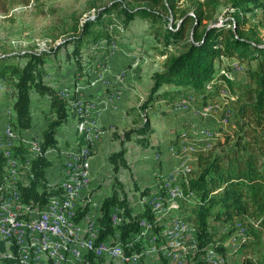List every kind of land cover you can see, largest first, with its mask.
<instances>
[{
  "label": "trees",
  "instance_id": "16d2710c",
  "mask_svg": "<svg viewBox=\"0 0 264 264\" xmlns=\"http://www.w3.org/2000/svg\"><path fill=\"white\" fill-rule=\"evenodd\" d=\"M225 7L228 15L219 21ZM2 8H8L5 1ZM259 12H264V0H113L98 7L93 17L78 19L65 31L67 38L63 45L40 53L0 57V86L7 87L13 110L7 120L11 145H5L0 136V181L9 177V160L29 164L33 178L30 177L28 185L19 183V187L26 202L46 201L58 191V185L49 186V175L52 154L60 156L62 144L71 147L81 162L96 154H91V139L87 137L88 143L85 142L86 133L104 132L107 127H97L95 120L86 119L89 123L86 132L77 136L75 145L61 140L59 133L71 120L84 123V109L93 98L83 97L78 85L91 86L92 70H97L95 63L108 66L107 59L118 42L114 24L117 22L118 34L122 36L131 30L135 20L143 19L150 22L147 34L156 41L153 48H161L165 61L153 74L149 94L137 111L134 120L137 127L122 136L112 135L121 146L109 156V162L116 174L130 167L126 145L150 144L154 115L176 117L174 108L178 102L191 104L190 110L205 107L227 90L234 97L231 106L235 124L216 137L213 148L203 150L204 137L190 135L191 124L171 140L177 155H184L183 151H177L184 140L194 139L201 146L191 154L196 159L195 170L190 178L183 177L186 180L179 185L184 202L180 216L192 223L195 231V243L185 250L198 249L197 254L191 253L195 264H205L207 252L211 259L214 250L224 259L244 254V264H264V255L256 260L247 252L248 247L255 251L257 242L264 237V36ZM61 50H65L63 62L73 70L72 87L70 83L62 86L59 77L56 81L53 76L62 74L64 64L57 58ZM234 61L242 66L243 81H236L231 74ZM50 65L56 71L48 69ZM43 100L47 108L40 111V121H36L34 104ZM38 125L42 127L40 140L34 136L29 139L26 132ZM114 181L118 188L114 186L101 207V238L117 232L128 254L140 255L142 260L148 256L153 263L167 264L160 249L149 255L142 247L149 245L151 235L142 229L141 223L147 222L151 230L155 226L147 201L135 213L127 197L121 196L123 187L118 176ZM147 194L150 195L148 188L141 196ZM112 208L123 213L115 216ZM123 215V221H110ZM237 224L245 229V237L237 249H231L226 242L240 229ZM159 228L155 230L157 233ZM214 261L224 264V260Z\"/></svg>",
  "mask_w": 264,
  "mask_h": 264
},
{
  "label": "rangeland",
  "instance_id": "374dc122",
  "mask_svg": "<svg viewBox=\"0 0 264 264\" xmlns=\"http://www.w3.org/2000/svg\"><path fill=\"white\" fill-rule=\"evenodd\" d=\"M3 1L6 2L7 10L2 8ZM111 1L113 0H0V57L23 56L25 53L31 52L40 53L43 50L63 45L66 42L65 39L67 37L64 35L68 28L72 27L78 19L83 20L88 16L93 17L98 7ZM227 15L228 8H222L218 16L220 18L219 21L221 19L223 21ZM258 15L261 17L260 27L264 36V12H259ZM112 20L113 22L115 21L113 18ZM150 25L149 21L137 19L132 24L131 30L124 32L120 36L117 31V22L114 24L113 29L115 36L118 35V42L113 46V53L107 59L108 66L103 67L101 64L97 65L95 63L94 67L97 70H92L93 79L91 86L88 87L84 83L78 85V90L82 92L83 97L93 98V101L88 103L84 109L85 121L84 123H79L77 120H71L63 127L69 129V132L67 134L68 139L64 136L62 140L70 141L71 139L72 141L70 142L74 145L77 136H82L86 132V127L89 124L86 119H89V122L90 119L95 120L97 127L102 125V122H105L103 125L110 128L103 133L101 149L94 156L91 155L90 158V170L93 179L91 187L94 189L92 199L95 201V203L91 202V209L94 211L97 210L101 200L112 194L116 185L114 181L116 176H118L123 187L121 196L125 195L127 197L135 213L141 211L146 201L151 210L154 196L166 195L167 192L161 194V190H166V186L183 185L185 180L192 175L193 170H195L194 168H196V159L192 158V163L187 162L190 163L187 165H191L193 170H191V173L187 177L185 173L187 168L182 165L183 160H191V158L182 157H191L192 153L195 154L201 148L194 139L181 142V146L177 151H183V156L176 154L175 146L169 148L171 140L176 137L178 131H183L186 125L191 124L190 135H193L194 138L204 137L203 139L206 144L203 150H210L216 145L217 136H220L222 132L230 131V129L234 128V113L231 106L234 97L227 90L222 91L221 95L216 98V101H224L230 104V108L229 106H222V113L226 122L233 123V125L218 123L219 117L204 114V112H219L220 103H212L199 108L193 107L190 110L189 105H181L186 104L185 102H178L174 108L178 116L167 119L162 118L158 114L154 115L151 123L153 133L149 139L150 144L143 147L135 142L128 143L126 145L128 149L126 158L130 162V167L120 169L118 174L114 172V165L109 162V156L118 150L121 145L119 141L112 140V135L122 136L125 131L137 127L134 122L137 111L149 94L153 84V74L162 68L165 61V58L161 56V48H153L156 45V41L147 34L150 31ZM57 58L62 59L60 63L64 65L61 68L62 74L59 76H56L58 74H54V79L57 81L59 77V83L62 86H67L70 83L72 87L71 76L73 70L69 67L68 63L63 62L66 59L65 50ZM48 67L51 71H56V68H52L51 65ZM232 67L234 68V71L231 73L233 78L236 81H243L244 73L242 66L234 61ZM11 105L12 98L7 87L0 86V132L3 131L5 124V134L0 133V136L5 139V145L8 146L11 145L9 140L11 130L7 122L9 116L13 115ZM37 105L41 107V110L47 108V102L45 103L44 100L41 102L37 101L34 107ZM41 110H38L37 113L34 111L36 116L40 115ZM91 132H94V138L98 135L99 139L91 138ZM91 132L86 133L85 142H87V137L91 139V149L94 148L93 154L96 153L98 143L101 142L100 135L102 132L97 133V130ZM41 133L42 127H39L33 136L37 137ZM184 135H186V132H183ZM170 152H174V156L181 159V161H171ZM75 154V152L71 151V147L65 146V144L62 146L60 156H57L55 153L52 154L53 164L49 175V184L56 185L60 182V177L62 176L61 170L66 172L67 169L65 167L67 166H65V163L69 158L75 156ZM157 155L161 157H157ZM62 158L67 159L65 163H63ZM14 161L8 162L9 171L10 163H15ZM159 162L162 166L155 168V165ZM175 165L176 168L172 172L165 173ZM159 173L162 180H160V183H157ZM183 177L187 178L184 180ZM116 188H118L117 185ZM147 188L150 191V195L148 196L147 194L142 197V192ZM119 190L122 189L119 188ZM183 203L175 211L178 216H180ZM243 223L247 224V221ZM216 225L219 228L222 227L221 224ZM237 227L240 228V224H237ZM244 237L245 229L240 228L238 232L235 231L232 237L228 239L226 246L231 249H237L238 244ZM251 237L254 239L252 235ZM257 243L259 244H256L257 248L255 251L249 247L247 249L248 255L253 256L256 260L261 255H264V237ZM185 247L188 248L187 244ZM74 254L70 253L68 257L75 258ZM192 256L194 254L189 255L186 253L183 255L187 260ZM209 256L210 254L207 252L205 264H214L215 261L213 262L212 256L211 259ZM104 259H100L99 262L103 263ZM244 259V254L228 257L224 259V264H244ZM194 260L193 262H195Z\"/></svg>",
  "mask_w": 264,
  "mask_h": 264
},
{
  "label": "bare ground",
  "instance_id": "6f19581e",
  "mask_svg": "<svg viewBox=\"0 0 264 264\" xmlns=\"http://www.w3.org/2000/svg\"><path fill=\"white\" fill-rule=\"evenodd\" d=\"M11 161L13 160H9L8 162ZM89 163L90 159L81 162L77 156L69 158L65 163V166H67L65 167L67 169L66 172L61 170L62 176L60 177V182L56 185L49 184L52 187H57L58 185V191H56L55 196L50 197L46 201H41V203H53V208L44 209H41V206L36 205L34 202H26L19 187V183L28 185L30 177L33 178L31 166L20 162L10 163L9 177L0 181V202L8 201V196L15 194L22 197L23 209H27L17 210V213H11L10 221H19V217L39 215V219L48 218V220L52 221H60V218H64L67 219V222H76L77 227L84 228H81L80 239H78L70 234V225H65L64 222H47V230H55V235L62 237V243L41 241V237H32V242L31 240L12 241L11 239H2V231L0 230V264H123V260H126V255L129 254L126 252V248L117 232L103 239V246L107 249V252L102 249L86 251L84 248L86 247V239H94L95 233L100 238L102 237L101 231H103V228L100 218L103 217V212L101 211V207L106 198L101 200L95 211L91 209V201H84L83 204H78L77 198L90 196L92 199L94 194V189L91 187L92 176L91 174H86L85 171V168L89 167ZM186 168L188 169L185 173L188 176L193 169L191 165H187ZM22 172H24L23 174H28L26 176V182L18 178V174H22ZM85 182H88V189L85 188ZM177 185H171V187L166 186V190L175 189ZM153 198L151 213L155 221L154 229L151 230L147 222L141 223L143 224L141 225L142 229L145 232L148 231L151 235L149 245H152L154 242V234H157L155 230L159 226L158 233L161 232V239H167V242L157 243V250L160 249L166 259L167 256H174V263H183V255L186 253L191 254L192 252L191 248L187 251L184 250L181 244L187 240L191 242V245L194 244L195 231L189 222L180 218L175 212L182 203V189L179 188V192H167L164 196H154ZM60 203H68V205L60 207ZM174 203L176 204L171 206ZM73 209H76V211H73ZM168 209H170L171 217L167 219L166 217L157 218V216L162 215ZM85 213H91L89 216V224H94V226H87V215ZM121 213L123 211L118 208L114 210L115 216ZM3 226L4 219H0V228ZM183 226H185V230ZM20 229L27 230V236H38V229L30 228L29 220H20V228H11V235H20ZM168 236H175L176 238H168ZM32 244H35V248L32 247ZM46 252L49 254V257H47ZM70 253H75V258L68 257ZM108 253H119V258L108 255ZM155 253L150 252L149 255ZM146 257L145 260H142L140 255L133 254L134 259L130 260V264H150L149 257ZM100 259H104L103 263L99 262ZM185 260L186 262H192L193 258L189 260L185 258Z\"/></svg>",
  "mask_w": 264,
  "mask_h": 264
},
{
  "label": "built area",
  "instance_id": "2783aa9c",
  "mask_svg": "<svg viewBox=\"0 0 264 264\" xmlns=\"http://www.w3.org/2000/svg\"><path fill=\"white\" fill-rule=\"evenodd\" d=\"M213 103H220V111L219 112H204V114L213 115L214 117H219L218 123L233 125V123L226 122L225 117H223V113H222V106H229L230 108V104L224 101H216V100ZM181 105L187 106L191 104L187 103V104H181ZM0 133L5 134V124H4L3 131H1ZM27 137H29V135ZM40 137H41V134L39 137H34V138H37L40 140ZM31 138L33 137H29V139ZM91 138H94V132H91ZM94 139L98 140L99 138H94ZM61 146H63V144ZM40 148H41V145H40ZM92 151H91V154H92ZM169 156L173 160L181 161V159L174 158V152H170ZM182 158H191V163H192V157L187 156V157H182ZM62 160H63V163H65L67 159L62 158ZM76 167H77V161H76ZM90 168H91V161L89 163V167L85 168L86 174H91ZM27 175L28 174H18V178L26 182ZM157 177H158L157 183H160V180H162L161 174L159 173ZM85 188L88 189V182H85ZM179 188H180L179 186H176L175 189L161 190V193L165 194L166 192H179ZM77 201H78V204H83L84 201H91L95 203V201L91 199L90 196H87L84 198H77ZM142 201H144V199H142ZM34 203L36 205L41 206V209L53 208V203H41V201H34ZM175 204L176 203L171 204V206ZM66 205H68V203H60V207H64ZM17 210H27V209H23V199L22 197H19L18 195L11 194L8 196V201L0 202V219H4V226L0 228V230L2 231V239H11L12 241L31 240L32 242V237H41V241H54L56 243H62V237H60L59 235H55V230H47V222H64L65 225H70L71 226L70 234L73 235V237H76L78 239H80L81 228H84V227H77L76 222H67V219H64V218H60V221H52V220H48V218L39 219V215H30V217H19V221H10V214L17 213ZM112 210H114V208H112ZM73 211H76V209H73ZM85 214L87 215V226H94V224H89V216L91 215V213H85ZM159 217H166V219L168 217H171L170 209L163 212L162 215L157 216V218ZM123 219H124V215H123V218H110V221H123ZM20 220H29L30 228L38 229V236H27V230H22V229H20V235H11V228H20ZM183 228L185 230V226H183ZM110 238H115V237H110ZM168 238H176V237L168 236ZM103 239L104 238H100L95 233L94 239H86V247L84 248L86 249V251H92L93 249H102L107 252V249L104 248L103 246ZM160 242H167V239H161V232L154 234V242L152 243V245H142V247H145V252H157V243H160ZM119 243H120V239H119ZM187 245H190V242H187ZM32 247L35 248V244H32ZM43 251L45 252V250ZM197 251L198 249H191V252H196V254H197ZM17 253L19 254V252ZM1 254L3 253L1 252ZM46 254H47V257H49V254L47 252ZM108 255H113L115 258H119V253H108ZM133 259H134L133 254L126 255V260H123V264H130V260H133ZM212 260H224V257L220 253H218L216 250H214L212 253ZM150 264H153V261H150ZM167 264H195V262H186L185 258L183 257V263H174V256H167Z\"/></svg>",
  "mask_w": 264,
  "mask_h": 264
},
{
  "label": "crops",
  "instance_id": "0c3cea01",
  "mask_svg": "<svg viewBox=\"0 0 264 264\" xmlns=\"http://www.w3.org/2000/svg\"><path fill=\"white\" fill-rule=\"evenodd\" d=\"M45 103H46V101H45ZM38 110H41V107L39 106V105H37V106H35L34 107V111H35V113H37V111ZM35 116H36V114H35ZM37 118H36V121H40V116L38 115V116H36ZM108 121H110V120H108ZM103 123H105V122H102L101 124L102 125H99V126H104V127H106L105 125H103ZM106 123H108L107 121H106ZM39 127H41L40 125H38V126H36V128H35V131L34 130H32V131H29V132H26V136H28L29 135V137H32L35 133H36V130L39 128ZM107 129H110V128H108L107 127ZM69 129H67V128H63L62 129V131L59 133V136H61V137H59L61 140H62V138H64V136H65V138L66 139H68V137H67V134H68V131ZM71 130V129H70ZM103 133H105V131L104 132H102V134L100 135V138H101V142L100 143H98V147H97V151H96V154L99 152V150L101 149V146H102V143H103V139H102V136H103ZM28 137V138H29ZM99 136L97 135V136H95V138H98ZM113 140V139H112ZM70 141H72L71 139H70ZM169 148H171V145H170V147ZM93 150V149H92ZM126 156H127V154H126ZM157 157H161L160 155H157ZM174 158H177L178 159V157H176V156H174ZM90 159V158H89ZM170 160L171 161H173V159L170 157ZM186 162V163H185ZM187 162H190V160H183L182 161V165L183 166H187ZM181 164V163H180ZM185 164V165H184ZM162 165H161V163L159 162V163H157L156 165H155V168H160ZM176 168V165L175 166H173L169 171H167V172H165V173H169V172H172L174 169ZM192 168V167H191ZM193 169V168H192ZM195 169V168H194ZM187 242H190L189 240H187L185 243H182L181 245L183 246V249L185 250V246H186V244H187ZM190 246H192L191 245V242H190V245H188V247H190ZM231 257H235V256H231Z\"/></svg>",
  "mask_w": 264,
  "mask_h": 264
}]
</instances>
